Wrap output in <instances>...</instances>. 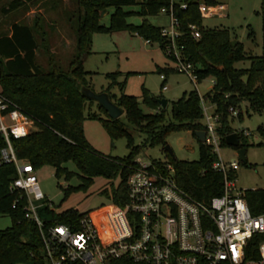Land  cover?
Instances as JSON below:
<instances>
[{
	"label": "trees",
	"instance_id": "16d2710c",
	"mask_svg": "<svg viewBox=\"0 0 264 264\" xmlns=\"http://www.w3.org/2000/svg\"><path fill=\"white\" fill-rule=\"evenodd\" d=\"M37 1L40 0H11L2 9V13L7 15ZM182 2L186 4V9H179L178 4L172 7L179 23L178 30L181 32L177 44L183 47V56L192 64L197 81L207 76L214 81L202 98L213 105L212 113L218 116L216 133L220 138L219 145L225 146V136L236 132L239 136V147H245L244 135L230 125L234 116L229 109H236L237 117L241 119V103L245 101L249 110L264 114V54L249 57L248 68H235V63L245 58L243 45L240 42H236L234 46L231 44L229 29L203 28V20L197 11L199 4L213 6L215 2ZM169 5V0H76V54L68 62L66 69L55 63L52 54L48 62L49 70L42 69L36 63L38 43L34 31H39L36 25L35 28H29L13 23L9 35L0 36V91L35 121L37 126V130L29 135L12 140L14 153L20 159L27 160L33 169L52 167L56 179L62 178L69 182L76 178V185L69 184L62 188L65 197L70 191H87L96 178H102L109 184L99 188V194L105 196L110 203L122 206L127 199L126 178L133 171L134 159L140 148L164 146L170 133L179 130L190 131L197 139L199 157L197 160L184 161L172 159L166 152L169 158L167 162L174 169L178 186L202 201L222 194L223 175L211 167L215 159L211 146L206 145L205 141L201 142L195 134L205 130L202 123V99L196 90L184 92L171 102L170 119L167 120L165 108L157 100L161 97L153 96L144 87L140 99L123 92L115 97L108 91L117 84L118 73L106 74L111 80L106 92L121 107L123 114L119 118L109 119L103 108L97 104L105 117L99 118L93 112H88L87 117L101 121L111 143L125 137L128 154L121 158L100 154L83 134L85 105L93 102L81 94L84 86L93 90L87 83L88 72L83 67L84 60L92 53V35L126 31L141 36L147 42L156 41L164 51L160 27L150 25L147 19L157 16L160 9H168ZM134 6H137L134 12L124 10ZM103 12L109 15L108 26L101 24ZM134 16L142 18V22L138 25L129 24L127 19ZM190 24L200 30L199 38L195 39L190 35ZM45 50L48 51V48L45 47ZM118 86L122 90L124 82H118ZM141 103L152 112H144L140 107ZM257 130L264 137V123ZM140 134L144 138L135 144V139ZM3 146L4 142L0 141V148ZM69 161L74 164L76 172L68 170ZM152 161L155 167L162 166L159 160ZM241 163L251 166L246 160ZM228 175L235 178L233 171H229ZM16 177L13 163L0 164V215L6 214L11 219L10 226L0 230V264H46L38 227L25 218V194L20 189H10ZM114 179L119 180L116 185L112 182ZM241 197L247 202L253 215L264 212V187L244 189ZM38 212L45 225H70L77 222L83 214L73 207L56 212L45 204L39 207ZM260 240L261 237L257 235L248 240L245 246L247 257L257 258L256 249Z\"/></svg>",
	"mask_w": 264,
	"mask_h": 264
},
{
	"label": "built area",
	"instance_id": "2783aa9c",
	"mask_svg": "<svg viewBox=\"0 0 264 264\" xmlns=\"http://www.w3.org/2000/svg\"><path fill=\"white\" fill-rule=\"evenodd\" d=\"M141 2L146 0H140ZM168 9L159 13L168 19L160 28L164 52L195 85L198 82L192 64L185 60L177 39L181 32L173 5L186 9L182 0H169ZM223 5L199 4L201 19L221 16ZM224 16V15H223ZM193 38L200 37L194 24L188 26ZM166 79L164 73L159 75ZM214 82V81H213ZM167 89L166 84L162 90ZM205 126V144L211 146L216 159L211 167L223 175V192L202 201L178 186L174 169L167 161L161 167L143 159H134L127 176V199L122 206L109 203L97 211L83 212L77 222L45 225L38 209L46 197L40 190L32 165L15 155L12 140L37 130L33 121L17 104L0 91V164L13 163L17 177L10 189H20L26 198L25 218L38 227L46 264H264V212L253 215L241 197L229 171L239 167L236 161L223 162L216 133L218 116L208 114L201 101ZM232 115L236 109H229ZM246 136L249 132L242 130ZM254 235L260 236L257 258L247 257L245 246Z\"/></svg>",
	"mask_w": 264,
	"mask_h": 264
},
{
	"label": "rangeland",
	"instance_id": "374dc122",
	"mask_svg": "<svg viewBox=\"0 0 264 264\" xmlns=\"http://www.w3.org/2000/svg\"><path fill=\"white\" fill-rule=\"evenodd\" d=\"M11 0H0V36L9 35L10 27L13 23L23 24L27 27L39 29L34 31L38 48L36 63L44 70H49V58L52 54L55 63L66 69L68 62L75 50V22L77 20L76 0H40L29 3L24 7L13 11L7 15L2 13V9ZM217 5H224L225 10L221 16L203 19V28H226L229 29L232 40L240 42L244 47L245 58L235 63V68H248L250 66L249 57L264 54V0H213ZM127 12H134L137 6L124 9ZM224 15V16H223ZM127 22L138 25L142 18L138 16L130 17ZM150 25L157 27H167L168 19L161 14L147 19ZM101 24L108 26L109 15L101 19ZM34 30V29H33ZM48 48V51L45 50ZM92 53L83 62L84 69L88 72L87 83L96 93L106 91L110 83V78L106 74L118 73L116 83L109 93L118 97L121 92L137 96L141 95L142 87L146 88L153 96H159L167 101L165 107V117L170 119L169 113L171 102L179 98L184 92L196 90L201 97L204 106H208V114L212 113L211 103L203 99L206 92L212 87V78L205 77L199 80L196 85L189 77L175 69L174 62L169 59L165 52L159 48L156 41L147 42L141 36L126 31L115 33H96L92 35ZM160 73H165L168 89H161L162 81ZM118 82H124L121 90ZM141 109L144 112H152L142 103ZM88 112H93L99 118L105 117L100 112L96 102H87L84 109L83 134L89 144L100 154L119 157L127 155L126 138L120 137L113 141L107 135L98 118L87 117ZM241 119L233 115L230 125L237 131L243 129L249 135L243 136L245 160L251 166L242 165L237 150L229 145L220 146V155L223 162L236 161L238 169L235 171L234 182L238 190L258 189L264 187V137L258 132L259 125L264 123V114L252 112L247 108V103H241ZM204 124V121L202 120ZM144 135H137L135 144L142 141ZM166 144L178 160H197L199 157L197 139L190 131H172L166 138ZM139 155L147 160L168 161L169 158L163 150L162 145L153 148L149 146L141 147ZM217 157H215L216 159ZM68 170L76 172L72 162L67 164ZM40 190L44 193L50 207L56 212L76 208L81 212L90 210L93 216L100 208L110 202L105 196L99 194V188L104 184L108 185L102 178H96L87 191H70L65 197L62 188L67 185H76L78 180L72 178L69 182L62 178L56 179L53 168L42 166L35 169ZM118 179L112 180L113 184L118 183ZM60 186V187H59ZM11 219L6 214L0 215V230L10 226ZM26 264V263H21Z\"/></svg>",
	"mask_w": 264,
	"mask_h": 264
},
{
	"label": "water",
	"instance_id": "95a60500",
	"mask_svg": "<svg viewBox=\"0 0 264 264\" xmlns=\"http://www.w3.org/2000/svg\"><path fill=\"white\" fill-rule=\"evenodd\" d=\"M104 12L101 14L102 17L104 16ZM231 44L234 46L236 44V41L232 40ZM81 94L85 96L87 99L92 100L93 102H96L103 110L106 112V115L109 119H116L119 118L123 114V110L121 107L117 106L110 98L106 91H101L99 93H96L94 90H92L88 86H84L81 88ZM158 103L162 108H165L167 105V101L158 98ZM197 135V138L204 142L205 140V133L204 131H197L195 133ZM226 145H229L231 147L236 148L237 154L239 156L240 161H245V149L244 147H239L240 141L239 136L236 132H231L230 134L226 135L225 138ZM163 150L169 154V156L173 159L175 158L174 153L171 152L169 146L165 144L163 146Z\"/></svg>",
	"mask_w": 264,
	"mask_h": 264
},
{
	"label": "crops",
	"instance_id": "0c3cea01",
	"mask_svg": "<svg viewBox=\"0 0 264 264\" xmlns=\"http://www.w3.org/2000/svg\"><path fill=\"white\" fill-rule=\"evenodd\" d=\"M215 5H217V4H215ZM220 5H222V4H220ZM220 5H217V6H220ZM224 6V5H223ZM166 80V79H165ZM165 80L164 81H162L163 83L162 84H166V86H167V83L165 82ZM212 83H213V81H212ZM161 89H162V87H161ZM167 89H168V87H167ZM167 89H165V90H167ZM165 90H163V91H165ZM167 106V105H166ZM207 108H208V106H207ZM211 108H212V112H213V105L211 104Z\"/></svg>",
	"mask_w": 264,
	"mask_h": 264
}]
</instances>
